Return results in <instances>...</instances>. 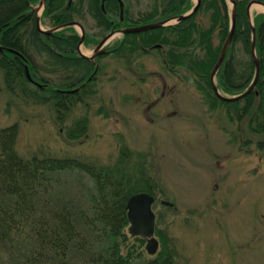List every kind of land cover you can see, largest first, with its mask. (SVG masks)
Instances as JSON below:
<instances>
[{"label":"trees","instance_id":"trees-1","mask_svg":"<svg viewBox=\"0 0 264 264\" xmlns=\"http://www.w3.org/2000/svg\"><path fill=\"white\" fill-rule=\"evenodd\" d=\"M35 1L0 0V69L10 92L53 103L57 118L62 120L94 82L95 63L98 65L103 53L130 56L166 47L163 62L168 71L185 68L211 109L226 105L240 116L249 113L250 130L264 134V13L253 16L260 67L256 84L243 99L228 102L216 97L209 79L230 28L228 0H201L197 11L186 19L122 34L94 60L79 55L81 35L73 26L51 33L39 31L32 8ZM129 1L45 0L42 17L52 28L73 21L84 28L82 20L76 19L91 17L98 35H103L178 17L194 5L191 0H152L149 9L132 13ZM236 1L233 38L215 75L218 89L230 96L241 93L255 71L246 11L250 0ZM257 1L264 4V0ZM202 13L207 14V25L195 19ZM91 41L87 35L84 44ZM86 123L85 117L79 119L72 134L80 133ZM16 134V124L0 128V242L8 240L9 264H177L176 253L161 230L155 229L161 247L151 257L144 256L145 240L129 233L127 199L140 191L153 195L141 165L127 171L123 157L112 166L70 157L22 158L15 150ZM74 172L92 180L83 204L57 188L61 173Z\"/></svg>","mask_w":264,"mask_h":264},{"label":"rangeland","instance_id":"rangeland-1","mask_svg":"<svg viewBox=\"0 0 264 264\" xmlns=\"http://www.w3.org/2000/svg\"><path fill=\"white\" fill-rule=\"evenodd\" d=\"M129 2L132 13L152 6V0ZM42 11L36 12L40 27L52 28ZM260 13L264 8L252 4L250 18ZM206 15L195 19L207 25ZM76 20L92 39L79 49L91 56L108 31L98 35L91 17ZM121 37L114 32L103 50ZM165 49L103 53L94 82L62 120L53 103L10 92L0 69V128L17 125L15 150L22 158L70 157L112 166L123 157L127 171L141 165L155 198V229L170 241L177 264H264V134L250 130L249 113L240 116L226 105L211 109L188 70L165 68ZM84 117L86 126L72 134ZM90 187L92 180L76 172L61 173L57 183L59 193L81 204ZM8 245L0 242V264H9ZM142 248L145 257L157 252L147 254L145 243Z\"/></svg>","mask_w":264,"mask_h":264},{"label":"water","instance_id":"water-1","mask_svg":"<svg viewBox=\"0 0 264 264\" xmlns=\"http://www.w3.org/2000/svg\"><path fill=\"white\" fill-rule=\"evenodd\" d=\"M228 1L232 4L230 28H229V31L226 35V38L224 39V41L221 45L218 58H217L215 64L213 65V67L210 71L209 79H210V84H211L212 90H213L214 94L216 95V97H218L219 99H221L223 101L232 102V101H237V100H240V99H243L244 97H246L253 90L254 85L256 84V81H257L258 76H259V72H260L259 60L255 54V27L253 24V18L252 19L250 18V7L252 4H260L264 7V4L257 1V0H250L246 6L247 16L249 18V22L251 25V32H252L251 54H252V59H253L254 65H255V71H254L253 78H252L251 82L249 83V85L241 93H239L237 95H233V96H226V95L219 92V89L215 83V75H216L219 67L221 66V64L224 60L226 50L232 41L234 30H235V16H236L237 1L236 0H228ZM44 3H45V0H39V5L32 6V7L37 12L41 6H44ZM200 3H201V0H196L195 4L193 5V7L189 11L185 12L182 15H179L178 17L169 18V19L161 21V22L145 23V24H139V25H135V26H129L126 28H122L118 31H111V32L107 33L97 43V45L94 48V53L91 56H87V55L83 54L80 51L79 46H78V53L82 57L94 60V58L97 55L104 52L103 47L106 44V42L108 41V39L113 35L114 32H120L121 34L139 33L142 31H147L150 29H154V28H158V27H162V26L172 24L173 23L172 20H175L174 22H178L180 20L186 19V18L190 17L191 15H193L197 11ZM35 16H36V18H35L36 27L39 31L51 33V32H54L56 30H59L61 28H64L66 26H78L80 28V35H81L79 45L83 42V40L85 38L84 28L81 26V24L79 22L73 21V22L67 23L65 25L53 27L50 29H42L40 27L39 15L36 14ZM97 68H98V65L95 63L93 73H95L97 71ZM26 75L28 78H30L28 70H26ZM154 201H155V198L153 195H151L145 191H140V192H137V193L131 195L127 199L126 205H125L126 216H127L128 222H129V228H128L129 233L131 236H139L145 240V250L149 254H154L157 251L158 244H159L158 240L154 236V233H155V215H154V212L152 209V205H153ZM162 203H164L166 205H172L170 202H167V201H162Z\"/></svg>","mask_w":264,"mask_h":264},{"label":"flooded vegetation","instance_id":"flooded-vegetation-1","mask_svg":"<svg viewBox=\"0 0 264 264\" xmlns=\"http://www.w3.org/2000/svg\"><path fill=\"white\" fill-rule=\"evenodd\" d=\"M32 6H35V5H32ZM32 8H33V7H32ZM34 10H35V9H34ZM35 15H36V10H35ZM84 32H85V30H84ZM109 32H111V31H108L107 33H109ZM107 33H106V34H107ZM106 34H104V35L102 36V38H103ZM102 38H101V39H102ZM85 39H86V35H85V38H84V40H83V42H82L81 44H84ZM101 39H100V40H101ZM100 40H99V41H100ZM99 41H98V42H99ZM98 42H96L95 46L97 45ZM106 43H107V42H106ZM81 44H80V45H81ZM80 45H79V43H78V46H80ZM78 46H77V48H78ZM106 48H107V47H106ZM106 50H107V49H106ZM94 59H95V58H94Z\"/></svg>","mask_w":264,"mask_h":264},{"label":"bare ground","instance_id":"bare-ground-1","mask_svg":"<svg viewBox=\"0 0 264 264\" xmlns=\"http://www.w3.org/2000/svg\"><path fill=\"white\" fill-rule=\"evenodd\" d=\"M255 5H258V6H260V7H262V8H264L262 5H260V4H255Z\"/></svg>","mask_w":264,"mask_h":264}]
</instances>
